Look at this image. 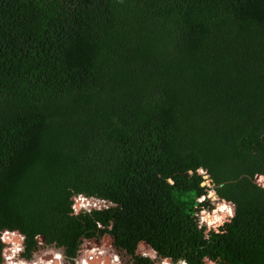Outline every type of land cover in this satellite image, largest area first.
Here are the masks:
<instances>
[{
  "label": "trees",
  "instance_id": "obj_1",
  "mask_svg": "<svg viewBox=\"0 0 264 264\" xmlns=\"http://www.w3.org/2000/svg\"><path fill=\"white\" fill-rule=\"evenodd\" d=\"M203 166L235 204L197 231ZM264 0H0V229L264 264ZM167 177L175 180L169 186ZM223 184V188L219 186ZM84 193L116 204L70 217ZM97 221L102 225L97 228Z\"/></svg>",
  "mask_w": 264,
  "mask_h": 264
},
{
  "label": "clouds",
  "instance_id": "obj_2",
  "mask_svg": "<svg viewBox=\"0 0 264 264\" xmlns=\"http://www.w3.org/2000/svg\"><path fill=\"white\" fill-rule=\"evenodd\" d=\"M187 175L189 177L193 175L201 177L199 187L207 189L206 195L196 198L193 207L203 204L206 200H211L215 204L210 212L205 208H201L198 213H193L198 221L196 224L197 231L203 230V239L206 241L211 240L210 233H215L217 236L224 235L225 232L221 229L226 223H231L232 219L235 218L236 206L234 202L217 195L216 186L210 173L203 166L197 167L195 170L188 169ZM253 178L256 186L264 190V174L255 173ZM165 182L169 186H175V180L171 177H167ZM219 187L223 188V184ZM70 199L72 204L69 216L73 218L79 217L81 214L91 215L93 210L100 212L116 207V204L96 197H88L84 193L75 194ZM217 201L219 202L216 203ZM101 204L103 207L99 206ZM101 227L102 225L97 221V228ZM27 239V235L19 229H9L7 227L0 229V264H122L120 255L113 248L105 245L103 239H101L99 246L92 243L89 247L87 245L90 242H86L80 246L75 256L67 257L63 246L58 247L55 241L45 245L41 240V235L36 233L33 235V240L39 243V247L31 253V258L26 255ZM145 247L139 252H141V258L147 259L150 264H188V260L183 257L173 260L171 256H161L157 250L148 245ZM202 264H216V262L204 256Z\"/></svg>",
  "mask_w": 264,
  "mask_h": 264
},
{
  "label": "flooded vegetation",
  "instance_id": "obj_3",
  "mask_svg": "<svg viewBox=\"0 0 264 264\" xmlns=\"http://www.w3.org/2000/svg\"><path fill=\"white\" fill-rule=\"evenodd\" d=\"M103 235H104V234H103ZM106 235H107V234H106ZM108 236H109V235H108ZM100 238H101V237H98V238H91V239H83L82 242H80V244H79L78 247H77L76 254H77V251H78V249L80 248V246L83 245V244H85L86 242H90V243H88V245H87V246H89V247L91 246L92 243H94V244H96L97 246H99V244H100V240H101ZM109 238H110V239H109ZM109 238H106V237H105V239H103L105 245H107V246H109V247H113L114 250L116 251V253H117L118 255H120V257H121L123 254L127 255L125 251H121V250L117 249V248L113 245V241H112V239H111L110 236H109ZM46 245H49V244H46ZM37 246H39V244H37L36 247H37ZM36 247H35V248H36ZM35 248H34L33 250H31L29 253L26 252V255L28 256V258H31V253H32L33 251H35ZM140 253H141V252H139V251H135V254H134V255L140 259V258H141ZM127 256H128V255H127ZM122 260H123V258L121 257V261H122ZM128 260H131V257H130V256H128ZM130 264H134L132 260H131V263H130ZM148 264H150V262H149Z\"/></svg>",
  "mask_w": 264,
  "mask_h": 264
},
{
  "label": "rangeland",
  "instance_id": "obj_4",
  "mask_svg": "<svg viewBox=\"0 0 264 264\" xmlns=\"http://www.w3.org/2000/svg\"><path fill=\"white\" fill-rule=\"evenodd\" d=\"M206 193H207V189H203V192H201L200 194H198L197 195V198L199 197V196H201V195H206ZM206 201H208L209 202V206L208 207H205V209H207L209 212L215 207V204L211 201V200H206ZM219 201H217L216 203H218ZM99 206H101V207H103V205L101 204V205H99ZM200 211V210H199ZM101 238L100 239H105V237L106 238H109V236L108 235H106V234H104V235H101L100 236ZM110 239V238H109ZM42 240V239H41ZM43 241V240H42ZM101 241V240H100ZM104 241V240H103ZM45 245L47 244V243H45V242H43ZM140 245V247L138 248V246L135 248V251H140L141 249H143V248H146L145 246H147L146 244H144V243H141V244H139ZM38 247L39 246H37L36 248H35V251L38 249ZM59 247V246H58ZM111 248H113V247H111ZM114 249V248H113ZM64 250H65V248H64ZM122 258H123V260H122V264H130L131 263V260H128V256L127 255H125V254H123L122 256H121Z\"/></svg>",
  "mask_w": 264,
  "mask_h": 264
},
{
  "label": "built area",
  "instance_id": "obj_5",
  "mask_svg": "<svg viewBox=\"0 0 264 264\" xmlns=\"http://www.w3.org/2000/svg\"><path fill=\"white\" fill-rule=\"evenodd\" d=\"M90 202V201H89Z\"/></svg>",
  "mask_w": 264,
  "mask_h": 264
}]
</instances>
